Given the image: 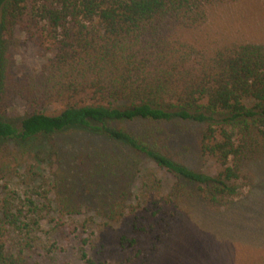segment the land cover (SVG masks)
Instances as JSON below:
<instances>
[{"label":"trees","instance_id":"trees-1","mask_svg":"<svg viewBox=\"0 0 264 264\" xmlns=\"http://www.w3.org/2000/svg\"><path fill=\"white\" fill-rule=\"evenodd\" d=\"M227 1L0 0V264H26L22 254L33 245L35 230L47 219L55 221L33 199L15 208L11 191L1 196L35 142L58 150L57 186L64 193L75 176L70 167L105 177L94 182V199L105 206L108 197H117L104 211L112 221L128 213L133 161L151 162L175 180L166 188L153 173L144 177V206H128V217L145 213L144 224L135 217L131 233L119 237L121 256L93 260L84 252L86 264H152L177 237L186 199L220 208L240 194L249 156L264 157V43L197 37ZM17 30L50 56L39 74L20 81L11 54ZM13 98L31 110L18 123L2 112ZM167 123L199 127L200 152L218 166L217 174L184 165L147 132L131 128ZM67 132L105 139L125 154L102 150L76 158L57 146V136ZM62 199L59 215L80 214Z\"/></svg>","mask_w":264,"mask_h":264},{"label":"rangeland","instance_id":"rangeland-1","mask_svg":"<svg viewBox=\"0 0 264 264\" xmlns=\"http://www.w3.org/2000/svg\"><path fill=\"white\" fill-rule=\"evenodd\" d=\"M200 36L214 41L241 39L264 43V0H228L212 12L208 26L197 34V37ZM11 54L14 58L13 74L18 81L39 74L50 58L19 30L15 32ZM2 112H6L4 114L8 119L18 123L31 110L23 100L13 98L5 103ZM131 128L147 132L162 151L184 165L197 171L217 174L218 166L200 152V130L196 125L167 123L155 128H144L141 124H135ZM57 143L64 152L75 153L76 158L80 152L93 154L101 153L102 150L105 153L117 151L125 154L123 148L82 132L59 135ZM30 150L27 161L16 174L13 172L9 176V189L1 188V196L12 192L15 208L22 206L23 201L33 199L42 210L40 213L55 218V221L47 219L41 228L35 230L33 245L26 246L22 254L26 264H86L82 257L84 252L93 260L121 256L119 237L131 233L135 217L144 224L141 219L145 216L144 212L128 217V206H144L146 202L143 199L144 192L139 189L144 177L153 173L166 188L175 183L172 176L151 162L133 161L136 167L132 193L126 200L125 211L128 213L121 220L112 221L104 211L116 203L117 197H108L105 206L94 199V182L105 177L98 178L70 167L69 171L75 176L68 179L71 190L64 193L63 187L57 186L61 185L55 169L58 150L42 141L32 143ZM64 161L67 164L69 160L64 158ZM76 163L79 160L76 159ZM246 167L248 179L240 194L227 206L215 208L197 197L186 199L185 219L177 237L168 248H160L152 264H264V157L249 156ZM86 175L89 177L83 179ZM77 182L84 187H78ZM107 182L110 183V178H107ZM62 197L67 204L81 209L80 214L66 211L59 215ZM27 210L25 208V212ZM13 238L17 240L15 236ZM20 249L17 246L14 252L18 254Z\"/></svg>","mask_w":264,"mask_h":264}]
</instances>
